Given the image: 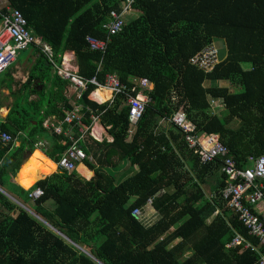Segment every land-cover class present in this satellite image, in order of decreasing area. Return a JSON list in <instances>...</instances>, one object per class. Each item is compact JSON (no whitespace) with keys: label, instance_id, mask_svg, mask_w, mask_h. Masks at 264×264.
Returning <instances> with one entry per match:
<instances>
[{"label":"trees","instance_id":"trees-1","mask_svg":"<svg viewBox=\"0 0 264 264\" xmlns=\"http://www.w3.org/2000/svg\"><path fill=\"white\" fill-rule=\"evenodd\" d=\"M9 1L55 60L63 50H73L80 75L103 83L107 73H115L129 85L134 77H147L151 88L144 114L132 124L123 94L110 103L105 101L109 93L101 90L93 96L102 102L97 103L88 98L95 88L90 83L77 101L82 126L91 123V110L111 125L113 141L80 138L91 160L48 173L54 168L49 158L56 160L64 146L45 132L42 121L48 115L61 119L72 105L62 93L65 81L48 71L52 65L40 46L31 45L37 55L25 82L16 91L3 84L24 96L29 109L13 102L0 119V133L24 132L30 148L36 136H45L49 158L32 151L14 179L25 139L15 147L0 141V186L30 210L0 191V264H258L264 246L257 245L258 238L248 234L221 197L223 175L217 196L202 190L203 175L220 159L202 164L181 128L155 127L157 118L181 111L195 133H216L237 165L248 156L264 155V0H133L135 16L125 14L123 29L109 37L104 52L90 50L85 35L106 40L103 24L124 0ZM212 38L222 40L224 56L210 69L192 63L190 58L209 49ZM39 59L46 70L36 63ZM44 81L51 84L47 95ZM29 93L36 98L28 100ZM186 155L191 171L183 167ZM123 160L135 171L120 179L107 166ZM22 173L34 176L27 189L19 183ZM35 185L42 193L31 199L27 193ZM159 188L164 191L156 195ZM153 194L160 217L144 226L131 212ZM234 234L241 240L226 247Z\"/></svg>","mask_w":264,"mask_h":264},{"label":"built area","instance_id":"built-area-1","mask_svg":"<svg viewBox=\"0 0 264 264\" xmlns=\"http://www.w3.org/2000/svg\"><path fill=\"white\" fill-rule=\"evenodd\" d=\"M132 1L124 0L119 11L115 9L109 11V19L103 24L107 30L106 40L90 34L85 35V41L90 50L105 51L109 37L123 29L124 17L131 9ZM28 45L40 46L54 72L65 80L68 88L72 90L66 97L72 108L64 111V116L60 120L51 118V121H47L44 126L56 133L62 130L68 140L71 141L57 162L59 168L71 170L77 162L87 158V154L79 143L80 138L88 134L95 139H102V132L105 127L97 121V116H91L93 123H90L87 128L79 126L76 133L74 129L75 125L81 124L82 119V106L77 101L84 90L88 89L90 83L95 86V90L108 89L111 92L110 100H113L115 95L123 94L125 102L129 106L128 118L132 123H136L144 114L146 106L150 102L148 92L151 88V82L147 77H134L131 79V85H129L121 82L115 73H107L103 83L99 82L96 76L87 78L80 75L75 63L76 57L72 50L64 51L60 58L55 60L50 48L40 42L28 28L21 11L9 0H0V73L7 70L15 61L18 51ZM190 61L210 69L217 60L209 49H203L191 57ZM92 94L93 91L88 94V98L97 100L92 97ZM161 119H166L181 128L187 146L197 152L202 164L212 163L217 158L220 159L218 167L225 180L220 190L221 197L225 199L226 205L234 212L237 220L247 229L248 234L258 238L257 245L264 246V155L248 156L251 165L239 166L228 154V148L219 141L216 133L207 135L195 133L193 123L188 120L184 112L175 111L171 117H162ZM63 126L65 127L63 128ZM76 134L77 136L74 137L73 135ZM18 135L19 133L13 137L11 134L1 132L0 141L3 143L12 139L17 141ZM34 144L45 145V141L37 140ZM41 192V188L36 186L28 195L35 198ZM154 196L155 194L149 196L142 207H136L132 210V215L144 225L150 224L151 220L156 218L155 214L152 215L147 211L149 207H152ZM240 240V236L234 234L230 241L225 243V246L237 244ZM247 246H250L249 243H244V247ZM257 247L253 248L257 250ZM258 264H264V251H259Z\"/></svg>","mask_w":264,"mask_h":264},{"label":"rangeland","instance_id":"rangeland-1","mask_svg":"<svg viewBox=\"0 0 264 264\" xmlns=\"http://www.w3.org/2000/svg\"><path fill=\"white\" fill-rule=\"evenodd\" d=\"M128 14H131V16H135L136 12H135V10L130 9L126 13V16H128ZM209 50H210V52H212V54H214L215 59L217 61L220 60L225 54V49H224V45L222 43V40L218 39V38H212ZM36 55H37V52H33V48L31 45H28L24 49L18 51V54L16 56L15 61L12 63L13 65L11 64L12 68L10 67V69H9V74H7L6 72H3L4 74L3 73L0 74V86L3 84H7L8 86L9 85L11 86L13 83L14 85H13L12 89L16 91L17 88L19 87V85H18L19 81L22 78L23 79L26 78L28 68H30L32 66V64H34L33 60L36 57ZM36 63L39 66H42L43 68H45L41 63V59L37 60ZM18 69H19V71H18ZM45 70H46V68H45ZM48 71L51 73H55L52 66L48 69ZM13 74L15 77H12ZM44 84H45V92H44L45 94L44 95H47L49 88H51V84H49L46 81H44ZM20 96H21V94H18V92H16V93L12 92L11 93V91H10V93H9L7 88H1L0 87V104H1L0 106L3 105L2 108H0V109L6 110V114L4 112H0V119H2V120L5 119L4 117H6V115L8 113V108L11 105L12 101H14V102L20 101V104H23L25 110L29 109L28 106H26V104L23 103L24 96H21V97ZM10 99L11 100L13 99V100L11 101ZM216 108H218V111H219L222 109V106L217 105ZM20 111H21V109H20ZM32 117L36 118V114L32 113ZM234 122L232 123V126H234ZM41 136H43V135H41ZM37 149H39L41 151L40 148H37ZM34 153L36 154L37 152H34ZM22 158H23V153L21 154V156H19V161H21ZM88 159H89V156H88ZM123 166H127L126 161H124V160L122 162H119L117 167H114V168L109 167V168H110L111 172H113V170L117 171V175H119L118 178H121L120 176H122L123 174L125 175L127 173L133 172V169H130L129 172H128V170L126 171ZM54 169H55V167L52 170H50L49 172L54 171ZM21 171L22 170H20V172ZM47 171L48 170H46L44 172H40V173L45 174V173H47ZM30 175H31V173H30ZM33 177L34 176L31 175L30 177H28V179L32 180ZM13 178H16V173H14ZM1 188H2V190H0V191H2L4 194H6L11 199L12 202H14L15 204H17L18 206H20L22 208H24L26 206V205L20 203L19 201L17 202V199L14 197V195L12 193H10L6 189H4L2 186H1ZM26 211L29 212L30 210L26 209ZM30 214H32V216H34L37 219L36 214H34V213H30ZM43 223H45V222H43ZM78 248L80 250H82L81 247H78Z\"/></svg>","mask_w":264,"mask_h":264},{"label":"crops","instance_id":"crops-1","mask_svg":"<svg viewBox=\"0 0 264 264\" xmlns=\"http://www.w3.org/2000/svg\"><path fill=\"white\" fill-rule=\"evenodd\" d=\"M11 67V66H10ZM10 69V68H9ZM9 69L7 70V71H9ZM28 70H29V68H28ZM18 71H19V69H18ZM27 74H28V71H27ZM27 74H26V78H27ZM13 77H15L14 76V74H13ZM26 78H22L20 81H19V83H18V85H20V84H22V83H24L25 82V80H26ZM62 79V78H61ZM37 80V79H36ZM36 80H34V82L36 81ZM63 80V79H62ZM65 81V80H64ZM13 83H12V85H11V87L13 88ZM5 85H1L0 87L1 88H6V86L4 87ZM37 86L39 87V88H41V84H37ZM19 88V87H18ZM17 88V89H18ZM8 89V88H7ZM97 91L94 93L95 95H97V94H100L102 91L101 90H103L102 88H101V90H99L98 91V89H96ZM8 91H9V89H8ZM72 90L71 89H69L68 88V84H67V82L65 81V85L63 86V90H62V93H63V96L66 98L67 97V94L69 93V92H71ZM107 92V94L110 92V91H106ZM10 93V92H9ZM94 94H93V96H94ZM109 97L106 99V100H108L110 103L113 101V100H110V98H111V92L109 93ZM92 96V97H93ZM34 98H36V94L35 93H29L28 94V96H27V99L29 100V99H34ZM94 98V97H93ZM11 100V99H10ZM13 100V99H12ZM11 100V101H12ZM105 100V101H106ZM94 101H96L97 103H102V102H100L99 100H94ZM13 102L14 101H12L11 102V105L9 106V108H8V112H9V110L11 109V106H12V104H13ZM104 102V101H103ZM1 105V104H0ZM3 106V105H2ZM2 106H0V108H2ZM86 110H87V108H86ZM90 111V117L89 118H91V116L92 115H94V116H97L96 118H97V121L98 122H100L101 123V125L102 126H104L105 127V129H103V132H102V134H103V136H102V139H95L94 137H92V136H90V135H85V136H83L82 137V139H84V140H86V142L87 143H92V141H97V142H102L103 140H106L107 142H112L113 141V137H112V135H111V133H110V127H111V125L110 124H105L104 122H102L101 121V119H100V116L99 115H97V114H95L93 111H91V110H89ZM8 114V113H7ZM7 116V115H6ZM5 118V117H4ZM162 118V117H161ZM161 118H157L156 119V127H155V129L156 130H159L160 128H162V127H164V124H165V128H168V127H171L172 126V123L170 122V121H168V120H166V119H161ZM2 120V119H1ZM47 121H49L48 119H46ZM130 121V120H129ZM131 122V121H130ZM91 123H93V121H92V118H91ZM132 123V122H131ZM90 124V123H89ZM132 124H135V123H132ZM79 126H82V123L80 124V125H78L77 126V128H76V131H77V129L79 128ZM21 131H18L17 133H20ZM5 133H7V132H5ZM16 133V134H17ZM15 135V134H14ZM184 136V135H183ZM61 137L60 136H58L57 137V140L58 139H60ZM47 143V145L49 146V142H46ZM25 144H27V143H25ZM28 146H29V144H27ZM27 145H25V146H27ZM184 158V168L185 169H190V171H191V166H192V164H191V166H190V163H191V156L190 155H186L185 157H183ZM89 159L91 160V157H90V155H89ZM107 165H108V163H107ZM106 165V166H107ZM126 165L127 166H123L124 167V169L127 171L128 170V172H129V170L130 169H133V171H135L134 170V168L133 167H128V163L126 162ZM251 165V161H247L245 164H244V166H250ZM107 167H110V166H107ZM122 167V168H123ZM110 168H112V167H110ZM136 168V170H137V167H135ZM131 173H127V174H123L122 176H120L121 178L120 179H122V178H124V177H127L128 175H130ZM31 175H30V173L29 174H27V175H24V173H22L21 174V178H20V180H19V183L22 185V183L24 182V181H29V179H28V177H30ZM222 179V174L220 173V171H219V167H217V168H215L213 171H210V172H208V173H205L204 175H203V178H202V181H201V185H202V190L204 191V193L208 196V197H215V196H217V194H215V191H216V188L219 186V182H220V180ZM161 189H164V188H159L158 190H156L155 192H157V194H159L160 192H162V190ZM156 194V195H157ZM147 211L148 212H150L152 215L153 214H155L156 215V217L157 218H159L160 217V213H159V210H158V208L157 207H155V205L153 204L152 205V207H149L148 209H147ZM230 213V212H229ZM173 229V227L171 226L170 228H169V230H172ZM177 240H175V242H176Z\"/></svg>","mask_w":264,"mask_h":264},{"label":"clouds","instance_id":"clouds-1","mask_svg":"<svg viewBox=\"0 0 264 264\" xmlns=\"http://www.w3.org/2000/svg\"><path fill=\"white\" fill-rule=\"evenodd\" d=\"M44 43V42H43ZM45 44V43H44ZM47 45V44H46ZM48 46V45H47ZM49 47V46H48ZM50 48V47H49ZM50 50H51V48H50ZM66 50H68V49H65V50H63L62 52H61V54L64 52V51H66ZM73 51V50H72ZM74 52V51H73ZM51 53H52V51H51ZM60 54V55H61ZM75 54V53H74ZM59 55V56H60ZM52 56L54 57V55H53V53H52ZM75 63H76V58H75ZM77 65V64H76ZM10 68V67H9ZM8 68V69H9ZM7 69V70H8ZM4 72H6V70L4 71ZM3 73V72H2ZM2 73H0V74H2ZM101 89V88H100ZM93 92L95 91V88L92 90ZM91 92V91H90ZM67 99V98H66ZM114 99V98H113ZM107 101V100H106ZM105 102V101H104ZM0 112H4L5 114H6V110H4V109H0ZM64 116V112H63V114H62V117ZM51 118H53L54 120H60V118H58L57 116H55V115H48L47 117H45L44 119H43V121H42V128L45 130V132L47 133V134H49V135H55L56 137H58V136H60L61 138L60 139H58L57 141L62 145V146H64V149H63V151L61 152V154L58 156V158L56 159V160H53V159H51V158H49L46 154H45V150H47V148L49 147L48 145H47V143L46 142H48L49 140L45 137V136H36L35 138H34V140L31 142V148L27 145L30 141H28L29 140V138L25 135V133L23 132H20L19 133V139L17 140V141H14L13 139L11 140V142H13V146L15 147V146H20L21 144H22V138L21 137H23L25 140L23 141V151H22V153H23V155H24V153L25 152H27V151H29L30 153H29V155L31 154V152L34 150V149H37V148H40L41 149V151L39 150V149H37V150H39V152L41 153V154H43L44 156H46L47 158H49L53 163H54V167H55V169L54 170H64V169H61V168H59L58 166H57V162H58V160H59V158L61 157V155L64 153V151L66 150V148H67V146L69 145V144H71V141H69L68 140V138H67V136H66V134H64L63 133V131L61 130V132H59V133H56V132H54L52 129H46L44 126H45V123H47V120L46 119H48L49 121H51ZM65 126H63V128H64ZM74 129H75V133H76V128H75V126H74ZM16 136V134L15 135H13V137H15ZM74 137H76L77 136V134L76 135H73ZM37 140H40V141H45V145L44 144H40V145H35L34 144V142L35 141H37ZM10 141H8L7 143H9ZM7 143H5V144H7ZM25 143H27V144H25ZM25 145H27V146H25ZM82 146V145H81ZM83 147V146H82ZM84 149V148H83ZM85 151V150H84ZM21 153V154H22ZM86 153V152H85ZM28 155V156H29ZM27 156V157H28ZM88 156L89 155H87V158H88ZM27 157L25 158V159H27ZM24 159V160H25ZM86 159V158H85ZM85 159H83V160H85ZM24 161H20L19 163H18V165L16 166V168H15V173L18 171V169H19V167H20V165L23 163ZM79 162H81V161H79ZM79 162H77L76 163V165L79 163ZM30 167V166H29ZM76 167V166H75ZM75 167H73V168H75ZM72 168V169H73ZM71 169V170H72ZM23 172H26V171H28V167H26V168H24L23 170H22ZM66 171H69V170H66ZM52 172V171H51ZM50 173V172H49ZM46 174H48V173H46ZM45 174V175H46ZM44 176V175H43ZM43 176H41V177H43ZM38 178H40V177H38ZM37 178V179H38ZM15 179V178H14ZM36 180V179H35ZM34 180V181H35ZM33 181V182H34ZM31 184H32V182L31 181H24L23 183H22V187H25L26 189L27 188H29V187H31ZM37 185H35V186H33L29 191H28V193L34 188V187H36ZM39 187V186H38ZM0 190H2V188H1V186H0ZM42 190V189H41ZM162 191H164V189H161ZM28 193H27V195H28ZM42 193V192H41ZM155 194H157V192H155ZM15 197V196H14ZM28 197H30L29 195H28ZM38 197V196H37ZM16 198V197H15ZM31 199H33L32 197H30ZM36 198V197H35ZM17 199V198H16ZM17 201H18V199H17ZM20 202V201H19ZM20 203H22V202H20ZM145 203H146V201L142 204V205H140V206H137V207H142L143 205H145ZM23 204V203H22ZM152 205H153V203H152ZM24 208H26L27 209V207L25 206ZM136 208V207H135ZM131 214H132V212H131ZM135 217V216H134ZM136 218V217H135ZM137 219V218H136ZM157 219V217L156 218H154L153 220H151V223L150 224H152V222L154 221V220H156ZM138 220V219H137ZM139 221V220H138ZM140 222V221H139ZM141 223V222H140ZM142 224V223H141ZM149 224V225H150ZM142 225H144V224H142ZM144 226H147V225H144ZM71 243L72 244H74L75 245V247H80L79 245H77L75 242H72L71 241ZM77 247V248H78ZM82 248V247H81ZM79 249V248H78ZM82 251L83 252H85L86 254H88L89 256H90V253H88L85 249H83L82 248ZM90 257H92V256H90ZM93 258V257H92ZM94 259V258H93ZM96 260V259H95ZM98 263H100L99 261H97Z\"/></svg>","mask_w":264,"mask_h":264},{"label":"bare ground","instance_id":"bare-ground-1","mask_svg":"<svg viewBox=\"0 0 264 264\" xmlns=\"http://www.w3.org/2000/svg\"><path fill=\"white\" fill-rule=\"evenodd\" d=\"M13 65V64H12ZM12 68V67H11ZM4 74V73H3ZM103 90H105V91H109L108 89H106V88H102ZM99 90H101V89H98V91ZM97 90H95L94 92H93V94L96 92ZM110 93V92H109ZM93 94H92V96H93ZM33 152H38L39 154H41L40 152H39V150H37V149H34L33 150Z\"/></svg>","mask_w":264,"mask_h":264},{"label":"water","instance_id":"water-1","mask_svg":"<svg viewBox=\"0 0 264 264\" xmlns=\"http://www.w3.org/2000/svg\"><path fill=\"white\" fill-rule=\"evenodd\" d=\"M29 151L25 152L24 155H23V158H22V161H24V159L29 155ZM18 202V201H17ZM91 256V255H90Z\"/></svg>","mask_w":264,"mask_h":264}]
</instances>
